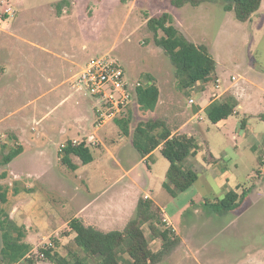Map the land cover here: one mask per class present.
Instances as JSON below:
<instances>
[{
  "label": "rangeland",
  "instance_id": "374dc122",
  "mask_svg": "<svg viewBox=\"0 0 264 264\" xmlns=\"http://www.w3.org/2000/svg\"><path fill=\"white\" fill-rule=\"evenodd\" d=\"M211 2L192 8L188 4L187 10L182 9V28L192 41L208 47L218 63V71L226 72L227 82L233 75L244 83L240 74L249 72L254 64L264 67V32L258 36L249 23L238 21L232 12L228 16L222 0ZM168 3V0H0V191L9 196L6 202H0V207L12 214L14 220L28 221L30 237L24 239L31 243L26 258L13 264H52L43 260L39 249L49 243L54 245L55 241L54 248L61 256L71 260L70 254L77 253L84 257L67 221L80 218L79 208L103 189L107 191L103 198L116 193L127 209L118 218L120 222L111 226L112 230H120L122 222L133 216L131 197L138 189L135 181L141 183L142 178L137 170L127 172L124 163L115 165L117 158L127 164L131 162L129 140L119 135L114 121L95 125L92 98L85 91L70 87V80L90 58L108 55L121 66L129 82L143 81L144 74L154 78L160 89L156 114L167 112L164 105L168 102L183 112L190 90L178 87L168 57L154 44L153 33L146 26L147 16L170 11L164 7ZM200 89V84L193 87ZM252 93L264 100L258 89ZM127 106L131 130L153 115L138 107L135 95ZM201 117L200 126L204 127L203 123L209 122L204 114ZM156 119L163 120L161 116ZM8 127L17 128L14 130L26 148L20 169L33 174L19 175L15 164L1 163L2 155L10 147H16V141L10 138L14 133ZM210 129L212 133L203 128V135L215 146L223 145L226 136L229 143L233 141L231 132L225 136L215 133L213 126ZM91 135L96 138L88 144ZM67 138L83 140L94 160L81 164L76 157L79 167L75 170L63 165L58 160L59 145ZM143 168L141 164L139 169ZM236 171L245 180L239 189L238 206L218 215L196 197L195 205L183 211L180 224L192 232L190 253L183 258L181 254L168 257L166 263L264 264V152L258 157L250 150L243 152ZM16 190L26 197L22 204L15 202ZM182 199V195L178 197V201ZM171 219L178 226L175 217ZM143 229L150 241L147 226L143 225ZM0 264L6 263L0 259Z\"/></svg>",
  "mask_w": 264,
  "mask_h": 264
},
{
  "label": "trees",
  "instance_id": "16d2710c",
  "mask_svg": "<svg viewBox=\"0 0 264 264\" xmlns=\"http://www.w3.org/2000/svg\"><path fill=\"white\" fill-rule=\"evenodd\" d=\"M199 0H170L173 6L184 4L195 5ZM223 10L233 11L238 21H246L259 8L261 0H222ZM61 2L57 3L59 8ZM147 28L153 33V42L161 48L168 57L177 79L178 87L188 89L195 82L205 83L213 78L216 67L214 58L204 44H194L175 27L173 17L168 12L147 16ZM160 32V34H159ZM144 85L136 87L135 100L143 111L154 110L159 89L150 74H144ZM235 103L230 99L212 101L205 108L206 117L212 123L226 118L233 113ZM264 121V113L258 115ZM131 112L126 109L124 114L113 121L119 127L120 133L129 134ZM132 144L140 155L144 156L161 144L160 152L168 160L166 182L164 187L171 196L189 188L197 179V173L192 169H183L182 164L196 150V144L191 136L171 131L164 120L147 119L139 121L133 128ZM3 148L5 146L3 145ZM21 147H10L1 158L3 165L8 164L21 152ZM60 162L71 170L77 168L72 156L79 158L81 164L93 160V155L86 143L68 141L61 147ZM6 192L0 191V202H6ZM238 194L232 190L215 202L206 203L213 212L223 215L238 206ZM69 230L74 233L73 240L83 252L84 257L71 253V260L61 256L54 245L39 249L43 260L52 264H156L167 255L179 242L171 227H165L160 209L148 198L137 200L133 216L120 230L103 231L91 225H85L80 218H72L67 222ZM143 225H146L150 237H160L161 246L152 251L145 235ZM162 226V227H161ZM0 259L6 264H13L26 258L31 245L25 241V230L18 225L9 213L0 207Z\"/></svg>",
  "mask_w": 264,
  "mask_h": 264
},
{
  "label": "crops",
  "instance_id": "0c3cea01",
  "mask_svg": "<svg viewBox=\"0 0 264 264\" xmlns=\"http://www.w3.org/2000/svg\"><path fill=\"white\" fill-rule=\"evenodd\" d=\"M168 1V6L164 7L165 10L167 9L172 11L168 12L171 13V16L173 17L175 27L190 42L194 44H203L192 41L189 38L188 32L186 33L182 28L183 24H181L180 20L182 14L184 13L182 9H186L188 4L176 7L170 3V0ZM207 3L212 2L211 0H199L195 5L190 4L189 6L191 8L200 7L201 5ZM224 12L228 16H231V12L233 13V11L225 10ZM243 22L249 23L251 31L253 33L256 32L257 35L264 32V0H261L259 8L250 16V18ZM215 62L216 67L213 72V81L210 80L205 83L197 81L187 89L190 90L189 96L194 98V103L192 105L186 104L185 108L182 110L183 112L178 111L175 107L173 108V105H171L172 103L168 102L164 105V109L168 111L161 115L156 114V110L158 109L160 103V96H158L154 110L149 111L153 114L150 116L151 119H156L159 116L163 118L167 127L171 131V134L175 132L184 133L194 139V143L196 144L195 153L182 164L183 169H192L197 173L196 181L189 188L178 193L174 197L171 196L164 187V183L167 181L165 175L169 162L160 152L161 144L148 154L142 156L132 144L133 129L131 130L129 127L128 135L121 134L119 130V135L124 136L129 140V144L132 148V158L129 164L125 163V160L117 158L115 165L119 164L121 166L124 163V165H127V172L137 170L138 177L142 178V181H140L141 183H138L137 180L135 181L138 184H136L138 189L132 194V203H130L131 210H134L139 198L151 199L160 209L161 214L163 215L165 227H171L174 234L179 239V242L157 264H168L165 262L166 258L178 257L179 254H181L183 258L184 254L186 255L190 253L189 247L193 244L190 240L189 233L192 232H190V230L186 231V229H183L180 224L182 221L181 216L183 211L187 210L188 206L190 208L195 205V198L199 197L201 202L206 204L207 202L211 203L217 201L230 190L239 194V189H241L245 183V180L241 178L236 171L241 154L246 150H250L256 157H258L262 154V152H264V121L258 117L259 114L264 113V100L262 99L261 101V98L252 93L254 89H258V91L262 92L264 95V67L254 64L253 68H250L251 70L249 72L245 71L243 74H240L239 79L243 80L244 83L239 82L236 78H234V81L231 82V77L233 75L230 76V82H227L226 72L222 70L218 71V63L216 60ZM216 78L220 82L219 88L217 89L214 88L213 83ZM199 84L201 85V89L198 91L193 90V87ZM226 99H230L235 103L233 108L234 112L215 123H212L209 120L208 122L210 123V126L215 128V133L219 132L220 135L222 133L226 136L231 132L233 141L229 143V138L226 136V140L223 145L215 146L214 142L207 139L203 135V128L206 129L207 133H212L213 131H211L210 126L208 125L209 123H203L204 127L200 126V121L203 120L201 114L206 116L205 108L212 101H222ZM174 109L175 111L171 113V110ZM241 111L242 116H240ZM233 116H239V119H232ZM8 128H10L12 130L11 132L14 133L10 136V138H13L16 141V144L22 149L21 152L9 162V164L13 163L17 166L16 172L19 175L21 173L33 174L34 172L20 169L22 168L24 162L23 159L24 154L26 153V148L20 134L14 130L17 128ZM216 137L217 135L214 134V138ZM210 138H212L211 135ZM68 141L78 142V138H67L62 141L59 145V151L60 148ZM97 141L99 142V139H97ZM75 158L76 156H72L73 162L77 164L76 169H78L79 163L75 161ZM58 160L60 161V153H58ZM141 164H144L143 170L139 169ZM74 188L76 189L77 187L75 186ZM18 190L14 193V199L16 203L18 202V204H22L23 201L26 200V197H23ZM106 193L107 191L103 189L98 192L94 198L85 201L79 208L78 214L85 225H91L97 229L109 231L112 230L111 226L113 224L120 222V219L118 218H121L124 215L123 212L125 211V207L120 203V200H118L119 196L116 193L103 198ZM181 195L184 199L178 201V197ZM7 198H9V196ZM18 204L12 212L14 210V213L16 212ZM10 217L12 218V214ZM171 217H175L178 226L175 224L174 220L171 219ZM14 221L24 228L25 239L28 240V237H30L29 225L27 223L28 221H25L22 218L20 220L17 218ZM125 224L126 223L122 222L121 229ZM150 239V241L148 239L150 249L152 251L159 250L161 246V238L150 237ZM172 264L179 263L178 261H174Z\"/></svg>",
  "mask_w": 264,
  "mask_h": 264
},
{
  "label": "built area",
  "instance_id": "2783aa9c",
  "mask_svg": "<svg viewBox=\"0 0 264 264\" xmlns=\"http://www.w3.org/2000/svg\"><path fill=\"white\" fill-rule=\"evenodd\" d=\"M231 79L234 80V76ZM142 85H144L142 81L129 82L121 66L108 55L90 58L70 80V87L83 90L92 98L95 125H102L121 117L133 99L136 87ZM219 85V80L215 79L214 88H219ZM193 103L194 98L189 97L188 104ZM88 142L94 143L93 135L88 137Z\"/></svg>",
  "mask_w": 264,
  "mask_h": 264
}]
</instances>
